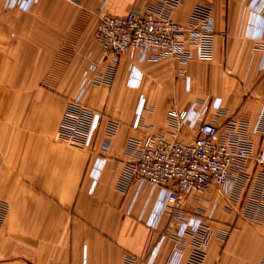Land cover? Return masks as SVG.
I'll return each instance as SVG.
<instances>
[{"label": "crops", "instance_id": "0c3cea01", "mask_svg": "<svg viewBox=\"0 0 264 264\" xmlns=\"http://www.w3.org/2000/svg\"><path fill=\"white\" fill-rule=\"evenodd\" d=\"M166 1L40 0L23 12L0 0V199L11 204L0 264H264V0H179L178 23L209 9V57L189 48L186 58L125 56L113 68L95 40L100 15L146 14ZM77 100L99 117L88 149L59 137ZM193 104L249 157L227 188L185 196L153 230L160 191L136 198L137 185L123 182L131 143L193 144L197 130L168 117ZM197 219L201 233L179 241L181 225Z\"/></svg>", "mask_w": 264, "mask_h": 264}, {"label": "built area", "instance_id": "2783aa9c", "mask_svg": "<svg viewBox=\"0 0 264 264\" xmlns=\"http://www.w3.org/2000/svg\"><path fill=\"white\" fill-rule=\"evenodd\" d=\"M40 0H3L7 11H31ZM179 0H168L156 10L146 14L131 12L126 16L100 15L95 40L104 53L117 67L123 57L141 56L142 60L156 57L186 58L189 48H196L201 58H208L210 38L209 9H195L187 23L173 20L172 10ZM138 81V80H137ZM91 83L85 74L84 87ZM84 91V90H82ZM73 127L84 132V136H72L71 143L81 148L93 144L99 125L98 116H89L79 100L73 102ZM220 103L214 106L219 110ZM205 111L193 104L188 110L171 111L169 119L177 126H188L197 130L193 144H187L174 136L166 138L160 135H146L142 140L131 143L134 162L127 168L126 184L137 185L136 198L146 188L152 192L159 190L156 208L148 226L155 230L161 218L169 210H182L183 199L191 194H205L213 187L227 188L230 185V173L239 163L249 157L247 148L238 143L225 140L216 126L201 122ZM138 118L135 129L139 127ZM89 124V127L86 125ZM264 164V154L260 161ZM96 185L93 184L91 191ZM126 189V186L124 187ZM135 198V199H136ZM203 229L200 219L183 223L177 238L183 240L187 235H198ZM211 234H205L203 248L209 244ZM198 262V260H196Z\"/></svg>", "mask_w": 264, "mask_h": 264}, {"label": "rangeland", "instance_id": "374dc122", "mask_svg": "<svg viewBox=\"0 0 264 264\" xmlns=\"http://www.w3.org/2000/svg\"><path fill=\"white\" fill-rule=\"evenodd\" d=\"M72 105L70 106L69 108V112L71 109ZM68 111L66 112V115H65V118H64V121H63V129L61 128V132L59 133V137H61V139H63L66 143L70 142L71 143V134L70 132L73 133V130H72V127L74 126L73 125V122L72 120L69 119L68 117ZM70 131V132H69ZM74 134V137L77 136V137H82L84 136V132L81 131V130H77ZM96 140V138L94 139ZM93 140V141H94ZM95 141L93 142L92 146L94 145ZM76 146V145H75ZM91 146V147H92ZM82 149H88L87 148H84V147H81ZM90 148V147H89ZM95 184V182L93 183ZM92 189V188H91ZM92 192V191H91ZM10 205L8 201H6L5 199H0V232L10 214Z\"/></svg>", "mask_w": 264, "mask_h": 264}]
</instances>
